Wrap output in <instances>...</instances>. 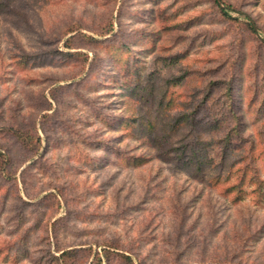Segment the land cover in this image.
<instances>
[{"label":"rangeland","instance_id":"374dc122","mask_svg":"<svg viewBox=\"0 0 264 264\" xmlns=\"http://www.w3.org/2000/svg\"><path fill=\"white\" fill-rule=\"evenodd\" d=\"M221 1L227 15L214 0H15L0 14V264H105V243L136 264H264V192L252 191L264 190V0ZM147 80L171 115L216 87L198 110L212 158L200 170L121 124L145 109L129 88ZM201 123L173 138L194 146ZM254 144L235 202L215 176Z\"/></svg>","mask_w":264,"mask_h":264},{"label":"trees","instance_id":"16d2710c","mask_svg":"<svg viewBox=\"0 0 264 264\" xmlns=\"http://www.w3.org/2000/svg\"><path fill=\"white\" fill-rule=\"evenodd\" d=\"M14 1L15 0H0V14H6L9 9V4ZM214 2L218 6L220 12L227 15V10L230 5L225 4L226 6L222 7L217 0H214ZM251 28L254 31V26L252 24ZM261 41L264 42V38H262ZM215 83L217 82L215 81ZM233 89V84H227L225 86L228 97L232 96ZM215 90L216 87L214 84L209 82L206 86L204 100L201 102L202 105L201 103H198L191 112H181V110H179L175 115H171L168 110L172 108L170 102H165L163 98H161L158 102L155 101L156 88L154 84L150 80H147L144 84L139 82L136 85L130 86L129 94L132 99L140 102L145 109L141 107L139 113L141 112L142 114H138L131 119L124 118L121 124L128 125L129 122L131 126V128L129 127V130H131L132 135L136 137L142 145H146L149 148L154 149L156 157L160 160L172 163L176 162L177 164L184 163L187 165V171L196 172L201 169V166L204 163H210L212 161V158H208L206 151H204L206 149L198 147L199 142L202 143L201 137L204 135L203 131H207V127L203 126V122L201 123V119L199 118V108L200 106L203 107L206 103L210 102L216 93ZM184 107L183 103L179 106L180 109H183ZM200 123V141L196 142L194 146H186V143L178 144V142H176L173 138V134L178 132L185 125H190L194 128L198 127ZM11 129L14 134L23 139L26 144H35L37 146V151L40 149L41 139L39 135L35 138L32 134L26 133L20 128L16 127ZM235 132V127L230 128V143H232V137ZM253 149H259V146L254 144L248 148V150L245 151V155L241 156L238 162L230 161L229 169L227 172L224 171V174L227 176L223 177V173L215 176L217 178L221 177V179L224 178L225 181H227L228 184L226 188L231 193H235V202H239L244 199L243 194L246 192L245 186L248 174H250V170L253 169V166L248 164L249 162H247V159ZM231 151L233 152V147L231 145H227L226 147L219 149V155L223 157L222 159L226 160L227 158L224 157V154ZM131 158L134 160L144 161L143 158L139 156H133ZM250 180L254 181L252 178H250ZM252 191L263 196L264 190L262 182L257 183V187L253 188ZM101 251H103V254L97 250L94 257L99 260L102 259V256L105 257V264H112V254H115L118 260H123V264H136L134 261L136 256L120 246H117V244L105 243V246L102 247ZM70 252L71 249L62 250L61 256ZM229 257V254H225L220 258L213 259L208 262L205 261L202 264H242L241 262L231 260ZM171 264L176 263L171 262Z\"/></svg>","mask_w":264,"mask_h":264},{"label":"water","instance_id":"95a60500","mask_svg":"<svg viewBox=\"0 0 264 264\" xmlns=\"http://www.w3.org/2000/svg\"><path fill=\"white\" fill-rule=\"evenodd\" d=\"M217 1L220 3V5H221L222 7H225V5L222 3L221 0H217ZM251 23L253 24L254 28L257 30V25L253 22V20H251Z\"/></svg>","mask_w":264,"mask_h":264}]
</instances>
